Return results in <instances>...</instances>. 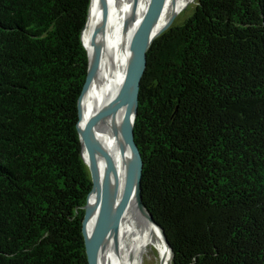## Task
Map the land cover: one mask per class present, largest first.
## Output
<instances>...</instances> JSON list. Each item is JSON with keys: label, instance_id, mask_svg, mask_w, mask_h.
<instances>
[{"label": "trees", "instance_id": "16d2710c", "mask_svg": "<svg viewBox=\"0 0 264 264\" xmlns=\"http://www.w3.org/2000/svg\"><path fill=\"white\" fill-rule=\"evenodd\" d=\"M89 5L0 0V264L87 263ZM133 130L171 264H264V0H197L157 36Z\"/></svg>", "mask_w": 264, "mask_h": 264}, {"label": "bare ground", "instance_id": "6f19581e", "mask_svg": "<svg viewBox=\"0 0 264 264\" xmlns=\"http://www.w3.org/2000/svg\"><path fill=\"white\" fill-rule=\"evenodd\" d=\"M147 0H107L110 7V28L106 36L99 64L92 72L91 79L82 95L79 133L86 129L87 115L91 107L98 108L117 88L126 62L142 32L141 23ZM194 0H164L159 17V26L164 27L174 11ZM129 18V19H128ZM103 21L102 0H90L86 24L81 38L92 58L99 39ZM132 101L133 84L129 86ZM122 110L116 104L106 120H97L92 129V159L102 175L105 192L120 194L132 181L133 170L127 150H121L115 128L120 127ZM102 194L94 188L89 196L92 212L85 230H90L93 218L99 208ZM147 257L151 264H170L171 253L164 240L139 209L136 202L122 214L108 231L98 254V264H143Z\"/></svg>", "mask_w": 264, "mask_h": 264}, {"label": "water", "instance_id": "95a60500", "mask_svg": "<svg viewBox=\"0 0 264 264\" xmlns=\"http://www.w3.org/2000/svg\"><path fill=\"white\" fill-rule=\"evenodd\" d=\"M164 0H147L143 11L141 23L143 25V32L136 43L135 47L131 51L129 58L126 62L123 74L121 75L117 88L112 96H110L101 106L98 108L91 107L86 122V129L83 135L79 133L78 124L81 119V103L82 95L86 86L88 85L92 72L99 64L102 56L104 43L106 40L107 33L110 28V7L107 0H102L103 4V21L101 25V31L99 39L95 48V52L90 58L88 51V68L87 76L78 98L77 108H78V122L77 131L79 134V139L81 141V154L82 158L87 166L89 175L92 181V187L87 195L84 208V216L82 220V235L84 239L85 253H86V264H98V254L100 251V246L107 236L108 231L111 227L118 221L122 214L136 202L139 209H141L149 221L156 227V229L161 234L165 245L171 253V262L173 259V252L166 241L165 235L162 228L157 225L152 216L149 214L147 208L143 204L141 197V173H142V158L139 152L138 146L134 138V120L136 117L137 110V95L139 89V82L145 68L146 64V52L152 44L153 40L159 36L162 32L170 28L174 22L177 15V11H174L168 22L164 27L159 26V17L162 10ZM129 19V18H128ZM133 84L132 101L129 96V86ZM119 106L122 110V120L120 127L115 128V134L118 138V142L122 151L129 153L130 161L132 164L133 177L128 188H125L120 192V194H114L105 192L102 187V175L99 167L94 163L92 159V129L95 121H105L107 115L112 110L113 105ZM98 188L99 192L102 194L101 202L99 208L93 218L90 226V230L87 232L85 230L86 223L91 215L92 206L89 201V196L94 190ZM171 264V263H170Z\"/></svg>", "mask_w": 264, "mask_h": 264}, {"label": "rangeland", "instance_id": "374dc122", "mask_svg": "<svg viewBox=\"0 0 264 264\" xmlns=\"http://www.w3.org/2000/svg\"><path fill=\"white\" fill-rule=\"evenodd\" d=\"M196 1L197 0H194L186 4L183 7V9L179 13H177L172 25L181 24L192 13L194 6L196 4ZM143 264H151V263L148 261L147 257H144Z\"/></svg>", "mask_w": 264, "mask_h": 264}]
</instances>
